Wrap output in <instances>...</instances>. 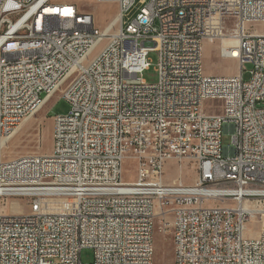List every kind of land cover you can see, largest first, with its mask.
I'll list each match as a JSON object with an SVG mask.
<instances>
[{"label": "built area", "instance_id": "built-area-1", "mask_svg": "<svg viewBox=\"0 0 264 264\" xmlns=\"http://www.w3.org/2000/svg\"><path fill=\"white\" fill-rule=\"evenodd\" d=\"M96 1L117 4L121 40L94 54L106 31L75 4L0 0V142L53 83H67L70 106L54 117L50 154L0 159V264H153L156 218L171 228L173 264H264V230L247 228L264 215V0H151L131 18L135 0ZM230 37L238 55L221 53L238 72L206 74L205 43ZM151 51L155 83L142 78ZM82 53L92 67L78 65ZM169 160L192 163L194 181L165 182ZM21 198L26 212H1Z\"/></svg>", "mask_w": 264, "mask_h": 264}, {"label": "rangeland", "instance_id": "rangeland-1", "mask_svg": "<svg viewBox=\"0 0 264 264\" xmlns=\"http://www.w3.org/2000/svg\"><path fill=\"white\" fill-rule=\"evenodd\" d=\"M60 2L73 3L80 11L86 12L93 17L94 26L103 30L118 12V6L115 2H97L96 0H56ZM139 6H134L129 12L130 18L138 11ZM116 27V26H114ZM234 27L233 20L227 21L226 30ZM248 29L260 30L262 26L259 23H248ZM215 41L206 42L203 52V68L209 75H233L239 70L238 62L235 59L225 57L221 53V48H232L235 41ZM105 38L95 51L96 54L105 44ZM145 46H152V43H145ZM235 56V55H234ZM150 61L149 68L146 69L142 78L148 83H155L158 79L157 71V53L151 51L148 54ZM251 68L250 63H244V79L248 78V70ZM61 91L50 96L40 111L33 117L27 119L22 125H19L9 142L0 150V159H10L20 155H48L53 148V120L55 115L68 112L70 106L66 99L62 97ZM215 101H207V104ZM264 101L257 104V108H263ZM221 145L223 147L231 145V131L224 128L221 136ZM136 176V161L130 157H125L122 163V180L132 181ZM180 176L185 184H191L194 181L196 173L192 163L183 162L181 165L175 160H169L163 168V180L171 182L174 178ZM10 203V204H9ZM9 204V205H8ZM28 200L21 198L17 201L5 200L1 205V212L7 213H24L27 211ZM159 218L154 221L153 228V264H173L174 263V246L172 242V231L170 226L164 227ZM248 233L255 236L258 232L264 230V215H256L247 222ZM94 251L92 248H83L81 250L82 263H90L93 260Z\"/></svg>", "mask_w": 264, "mask_h": 264}, {"label": "bare ground", "instance_id": "bare-ground-1", "mask_svg": "<svg viewBox=\"0 0 264 264\" xmlns=\"http://www.w3.org/2000/svg\"><path fill=\"white\" fill-rule=\"evenodd\" d=\"M135 2H137L139 9H148L149 6H151V0H135ZM192 2H201V0H192ZM114 26H116V27H114ZM102 31H106V38L108 41H120L121 40L118 12H117L116 16L112 19V21L107 26H105ZM231 40L235 41V45L231 48L230 51L233 52L234 55L236 56V55H238V50L235 47L236 46V40L234 38L230 37V38H226L225 41H231ZM78 65L80 67H92V65H93L92 53H82L81 56L78 58ZM63 86H65V89L61 92V94H62V97H64L66 99V97L68 96L67 83H53V86L51 89V96L54 93L61 91V88ZM35 114L36 113L30 114L28 116V119L33 117ZM26 120H23L20 125H22ZM5 145H6L5 143L0 142V150ZM245 205L247 206V204H245Z\"/></svg>", "mask_w": 264, "mask_h": 264}, {"label": "crops", "instance_id": "crops-1", "mask_svg": "<svg viewBox=\"0 0 264 264\" xmlns=\"http://www.w3.org/2000/svg\"><path fill=\"white\" fill-rule=\"evenodd\" d=\"M109 3H111V2H109ZM9 204H10V203H9ZM9 204H8V205H9Z\"/></svg>", "mask_w": 264, "mask_h": 264}]
</instances>
